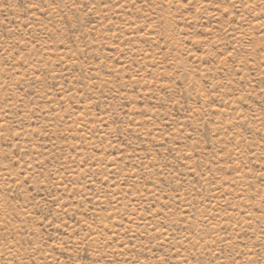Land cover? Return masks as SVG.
<instances>
[{
	"label": "rangeland",
	"instance_id": "374dc122",
	"mask_svg": "<svg viewBox=\"0 0 264 264\" xmlns=\"http://www.w3.org/2000/svg\"><path fill=\"white\" fill-rule=\"evenodd\" d=\"M0 264H264V0H0Z\"/></svg>",
	"mask_w": 264,
	"mask_h": 264
}]
</instances>
